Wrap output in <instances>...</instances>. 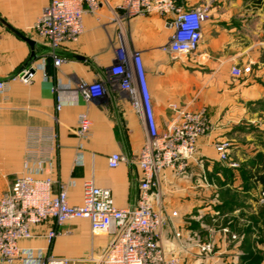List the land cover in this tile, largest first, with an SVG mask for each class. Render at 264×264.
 Wrapping results in <instances>:
<instances>
[{
    "label": "crops",
    "instance_id": "crops-1",
    "mask_svg": "<svg viewBox=\"0 0 264 264\" xmlns=\"http://www.w3.org/2000/svg\"><path fill=\"white\" fill-rule=\"evenodd\" d=\"M50 1L0 0V79H10L9 90L0 93V194L25 171L28 129L53 126L52 174L56 189L68 186L71 204L82 203L83 183L90 179L110 188L118 207L136 204L141 177L136 162L146 140V121L127 92L111 84V70L119 51L133 67L139 54L159 130L174 117L171 103L204 110L210 125L198 140L190 170L178 176L166 169L160 176L161 208L171 217L163 230L167 253L181 254L183 264H264V184L258 179L264 173V0H176L182 9L206 7L209 13L198 51L186 57L163 50L175 32L174 11L132 15L126 0H98V9L84 15L83 34L59 48L65 60L59 67L48 58L47 42L33 29ZM43 57L47 79L40 70L30 83L11 78ZM248 66L251 70L240 76L232 72ZM80 82H101L106 92L87 100ZM82 112L91 119L92 136L85 141L77 134ZM219 141L230 142L229 160L237 166L219 158ZM115 152L126 160L111 168L108 157ZM215 180L223 197H210ZM198 188L208 196L200 209V227L191 224L190 206H165L172 197L193 195ZM50 228V223L34 226L35 236L20 245L77 259L73 264H101L89 258L104 256L117 236L94 232L86 218L67 220L52 240L46 236ZM197 239H210L214 253H199L192 246Z\"/></svg>",
    "mask_w": 264,
    "mask_h": 264
},
{
    "label": "built area",
    "instance_id": "built-area-1",
    "mask_svg": "<svg viewBox=\"0 0 264 264\" xmlns=\"http://www.w3.org/2000/svg\"><path fill=\"white\" fill-rule=\"evenodd\" d=\"M125 5L132 15L174 11L175 32L163 50L178 57H186L198 51L203 22L209 17L206 7L182 9L176 0H126ZM98 7V0H51L43 8L33 29L47 42L50 48L48 58L52 59L56 67L65 61L59 55L61 45L68 40H78L85 30V13L96 11ZM46 58L22 66L11 78L30 83L40 70L47 79ZM250 70L248 66L242 70L233 68L232 72L240 76ZM111 71V84L127 92L134 108L146 121V140L136 162L141 168L136 204L126 208L118 207L112 190L96 185L92 179L83 183L82 203L71 204L68 186L62 185L56 189V180L52 174L56 145L54 127H30L26 137L25 171L13 180L5 193L0 194V264H15L17 261L21 264H73L77 259L24 248L20 241L33 238V227L43 223L51 224L46 236L52 240L58 235L59 226L74 218L90 220L94 232L118 234L123 230L118 241L111 245L104 256H91V260L101 264L184 263L181 254H169L164 246L163 230L170 223L171 217L161 208L158 188L164 170L170 169L178 176L187 173L196 156L199 138L210 128L207 115L204 110H191L178 103H171L174 117L168 127L161 131L156 123L139 54L135 55L133 67L127 63L125 53L119 51ZM9 82L10 79H0V93L5 94L9 90ZM78 88L87 100L101 98L106 92L101 82H80ZM61 108L59 97L57 110ZM77 134L81 141L92 136L91 119L86 112L79 114ZM215 148L221 160L228 161L233 167L238 165L229 160L230 142L219 141ZM125 160V156L115 152L108 157V164L116 168ZM176 215L177 212L172 213V216ZM222 230L230 234L228 227ZM176 235L181 237L180 232ZM236 237V234H231V238ZM181 246L184 248V245ZM192 246L205 255L215 251L210 239H197Z\"/></svg>",
    "mask_w": 264,
    "mask_h": 264
},
{
    "label": "rangeland",
    "instance_id": "rangeland-1",
    "mask_svg": "<svg viewBox=\"0 0 264 264\" xmlns=\"http://www.w3.org/2000/svg\"><path fill=\"white\" fill-rule=\"evenodd\" d=\"M191 167V165H190ZM190 167L188 170H190ZM224 167H219V169H223ZM219 184L217 183V180H215V183L213 184V188L215 189L214 191L211 192V196L213 197H218V195H220L221 197H223L224 193L217 191ZM228 195V194H227ZM225 195V196H227ZM228 196H234L232 194H229ZM207 194L205 192V190H203L202 188H198L196 190V192L192 195L188 194L186 196H181L178 195L177 198L173 197L167 202V205L165 204L166 208L168 209H176L178 210L179 208H188V206H190L189 209V213L188 216L190 217V221L191 224L193 226H197L199 225L200 227V223L202 220V212L200 211L201 207L207 202ZM216 202V201H215ZM184 212V211H182ZM195 215L196 217H194L195 219H191V216ZM200 229V228H198Z\"/></svg>",
    "mask_w": 264,
    "mask_h": 264
},
{
    "label": "water",
    "instance_id": "water-1",
    "mask_svg": "<svg viewBox=\"0 0 264 264\" xmlns=\"http://www.w3.org/2000/svg\"><path fill=\"white\" fill-rule=\"evenodd\" d=\"M27 39V38H26ZM32 45L34 44V42L32 41V40H30V39H27ZM122 231L123 230H121L118 234H117V236L115 237V239H114V241H113V244H115L117 241H118V239H119V237L121 236V234H122Z\"/></svg>",
    "mask_w": 264,
    "mask_h": 264
},
{
    "label": "trees",
    "instance_id": "trees-1",
    "mask_svg": "<svg viewBox=\"0 0 264 264\" xmlns=\"http://www.w3.org/2000/svg\"><path fill=\"white\" fill-rule=\"evenodd\" d=\"M258 179L264 184V173L260 175Z\"/></svg>",
    "mask_w": 264,
    "mask_h": 264
}]
</instances>
